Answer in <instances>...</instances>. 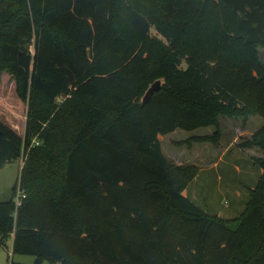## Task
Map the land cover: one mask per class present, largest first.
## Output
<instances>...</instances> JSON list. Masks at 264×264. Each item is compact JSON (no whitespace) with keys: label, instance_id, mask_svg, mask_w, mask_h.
I'll return each instance as SVG.
<instances>
[{"label":"trees","instance_id":"trees-1","mask_svg":"<svg viewBox=\"0 0 264 264\" xmlns=\"http://www.w3.org/2000/svg\"><path fill=\"white\" fill-rule=\"evenodd\" d=\"M4 72L27 121L0 119V169L25 160L0 245L13 234L48 264H264V124L243 142L262 174L233 220L183 194L199 168L160 141L264 118V0H0Z\"/></svg>","mask_w":264,"mask_h":264},{"label":"rangeland","instance_id":"rangeland-1","mask_svg":"<svg viewBox=\"0 0 264 264\" xmlns=\"http://www.w3.org/2000/svg\"><path fill=\"white\" fill-rule=\"evenodd\" d=\"M31 49L34 51L33 45ZM0 116L19 133H25L27 104L19 99L14 79L6 72L0 81ZM263 124L264 118L259 115L244 119L223 114L217 125L192 130L177 128L161 135L162 149L167 157L175 163L194 164L199 168L183 194L211 214L228 220L238 217L262 174V168L256 163L262 150L258 146H245L243 142ZM24 162L21 156L0 169V201L10 198ZM235 225L231 223L232 227ZM36 258L14 253L13 235L7 240V246L0 245V264H11V260L16 264H37ZM39 264H48V261Z\"/></svg>","mask_w":264,"mask_h":264},{"label":"water","instance_id":"water-1","mask_svg":"<svg viewBox=\"0 0 264 264\" xmlns=\"http://www.w3.org/2000/svg\"><path fill=\"white\" fill-rule=\"evenodd\" d=\"M161 87V80L158 79L156 80L146 91L144 97H143V102H147L148 100H150L151 96L153 95V93L157 90H159ZM43 260L40 258H36V263L39 264L41 263Z\"/></svg>","mask_w":264,"mask_h":264},{"label":"built area","instance_id":"built-area-1","mask_svg":"<svg viewBox=\"0 0 264 264\" xmlns=\"http://www.w3.org/2000/svg\"><path fill=\"white\" fill-rule=\"evenodd\" d=\"M23 160H24V157H23ZM25 196H26V193H25L24 189L21 188L20 183L18 182V185L16 187V191H15V196H14V202H15V206H16L15 214L17 213V209L22 204Z\"/></svg>","mask_w":264,"mask_h":264},{"label":"crops","instance_id":"crops-1","mask_svg":"<svg viewBox=\"0 0 264 264\" xmlns=\"http://www.w3.org/2000/svg\"><path fill=\"white\" fill-rule=\"evenodd\" d=\"M0 119L2 120V117L0 116ZM3 121V120H2ZM6 123V122H5ZM7 124H10V122H7ZM263 155V154H262Z\"/></svg>","mask_w":264,"mask_h":264}]
</instances>
